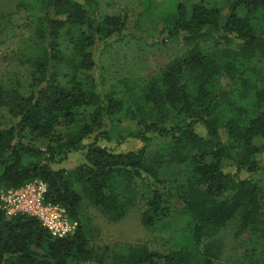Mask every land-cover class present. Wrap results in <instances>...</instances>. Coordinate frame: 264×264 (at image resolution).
I'll list each match as a JSON object with an SVG mask.
<instances>
[{"label":"trees","instance_id":"16d2710c","mask_svg":"<svg viewBox=\"0 0 264 264\" xmlns=\"http://www.w3.org/2000/svg\"><path fill=\"white\" fill-rule=\"evenodd\" d=\"M176 4L170 13L142 0L135 19L128 9L106 13L101 0L17 3L13 14L30 34L17 68L0 77V191L43 180L47 199L79 228L55 237L0 205V264H217L233 242L245 247L239 262L264 264V0ZM151 19L186 50L141 83L104 87L94 74L98 47ZM114 135L143 145L117 152L102 144ZM71 153L82 162L58 167ZM86 203L110 222L140 204L146 227L181 219L184 230L168 251L96 250Z\"/></svg>","mask_w":264,"mask_h":264},{"label":"rangeland","instance_id":"374dc122","mask_svg":"<svg viewBox=\"0 0 264 264\" xmlns=\"http://www.w3.org/2000/svg\"><path fill=\"white\" fill-rule=\"evenodd\" d=\"M19 1L0 0V77L17 68V64L13 61L15 62L22 54L23 37L30 34V30L26 27L28 21L19 14H13ZM141 1L101 0V6L102 10L109 14H121L124 9H128L135 14V17L137 16L135 18L137 19L139 13L137 9ZM156 1L157 9H168L170 13L177 5L176 0ZM159 27L152 19L147 20L135 34L136 27L134 23H130L128 31L122 38L110 39L107 42L108 46L106 43L101 44L96 50L97 66L94 74L97 81L110 89H112V83L121 78L130 79L132 77L133 81L136 79L141 83L145 76L181 55L186 50V46L179 41L166 39L160 33ZM163 39L167 42H163ZM102 144L117 152H127L143 145L139 139L131 137L123 143H118L115 135L112 140L103 141ZM82 160L81 153H71L67 160L57 166L73 168ZM259 179L263 185L262 176ZM83 211L86 216L87 234L91 239L90 247L96 250H101L106 245L120 248L126 244H144L150 249L168 251L175 244L174 238H177L178 233L184 230L181 219L177 220L170 229L159 230V228L146 227L141 220L140 204L132 208L118 222H110L92 204L86 203ZM236 228L237 220L235 219L224 231L226 237L233 235ZM246 238L247 235L242 234L234 240L243 241ZM244 250V245H236V242L229 244L224 258L218 260L217 264H243L239 260Z\"/></svg>","mask_w":264,"mask_h":264},{"label":"built area","instance_id":"2783aa9c","mask_svg":"<svg viewBox=\"0 0 264 264\" xmlns=\"http://www.w3.org/2000/svg\"><path fill=\"white\" fill-rule=\"evenodd\" d=\"M47 193L45 181L30 180L18 187L1 189L0 205L8 216L23 213L38 218L55 237L75 235L79 222L71 218L65 206L48 200Z\"/></svg>","mask_w":264,"mask_h":264}]
</instances>
